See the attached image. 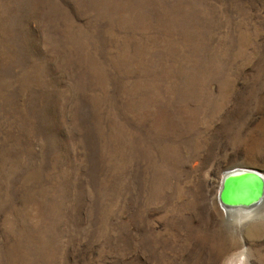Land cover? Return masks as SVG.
Instances as JSON below:
<instances>
[{
    "label": "rangeland",
    "instance_id": "374dc122",
    "mask_svg": "<svg viewBox=\"0 0 264 264\" xmlns=\"http://www.w3.org/2000/svg\"><path fill=\"white\" fill-rule=\"evenodd\" d=\"M235 167L264 177V0H0V264H264Z\"/></svg>",
    "mask_w": 264,
    "mask_h": 264
},
{
    "label": "water",
    "instance_id": "95a60500",
    "mask_svg": "<svg viewBox=\"0 0 264 264\" xmlns=\"http://www.w3.org/2000/svg\"><path fill=\"white\" fill-rule=\"evenodd\" d=\"M228 171L223 176L222 182H221V185H222L223 189H221V191H220V198H221V200H222V202L224 204H228L223 199L225 186H227L226 189H230L231 188L232 190H230V192H232V193H236L237 192L236 189H238V190L243 191V193L247 192L246 194L254 195V197L251 199L250 202L242 201L239 204H228L230 206H233L236 209L243 208L245 206H249V205L258 203V201L261 198H263V194H261V193L259 195H256V193L253 191L254 190V185H252V184L250 185L249 182H247V184H244L243 186H236L235 183L231 182V180H232V178L234 176H238L240 174H245L248 177L249 176L253 177L252 180H254V181L256 180V184H257V188L256 189H258L259 187H262V189H263L264 177L262 176V174L259 171L251 169V168H245V167H235V168H232V169H230ZM241 196H243V195H241Z\"/></svg>",
    "mask_w": 264,
    "mask_h": 264
},
{
    "label": "bare ground",
    "instance_id": "6f19581e",
    "mask_svg": "<svg viewBox=\"0 0 264 264\" xmlns=\"http://www.w3.org/2000/svg\"><path fill=\"white\" fill-rule=\"evenodd\" d=\"M229 172V171H228ZM231 172V171H230ZM253 177H248L246 176L245 174H240L238 176H234L231 180L232 183H235L236 186H243L244 184H247V182L250 183V185H254V192L256 193V195H259L260 193L263 194L264 196V184H263V189L262 187H259L258 189L257 188V184H256V180H252ZM227 186H225L224 188V194H223V199L225 202H227L228 204H239L240 202L242 201H245V202H250L251 199L254 197V195H249V194H246L247 192H244L241 191V190H237L236 193H232L230 192V190H232L231 188L230 189H226ZM221 189H223L222 185L220 187V190H219V194H218V201H219V204H221V207L225 210H227V212H231V211H243V212H248V211H252V208L257 204H252V205H249V206H245L243 208H234L233 206H230L228 204H224L220 198V191ZM235 191V190H234ZM243 195V196H241ZM263 198H261L258 203L262 200ZM234 208V209H233ZM241 213V212H240Z\"/></svg>",
    "mask_w": 264,
    "mask_h": 264
}]
</instances>
